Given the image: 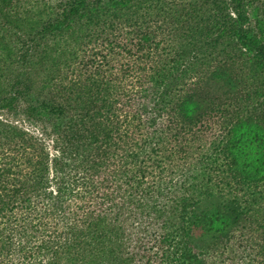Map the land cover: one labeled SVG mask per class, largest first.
Segmentation results:
<instances>
[{"label":"trees","instance_id":"16d2710c","mask_svg":"<svg viewBox=\"0 0 264 264\" xmlns=\"http://www.w3.org/2000/svg\"><path fill=\"white\" fill-rule=\"evenodd\" d=\"M0 264H264V0H0Z\"/></svg>","mask_w":264,"mask_h":264}]
</instances>
